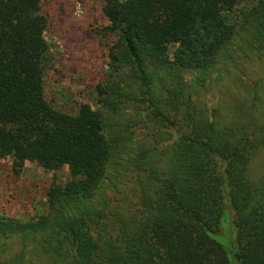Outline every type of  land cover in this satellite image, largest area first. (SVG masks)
<instances>
[{
    "label": "trees",
    "instance_id": "trees-1",
    "mask_svg": "<svg viewBox=\"0 0 264 264\" xmlns=\"http://www.w3.org/2000/svg\"><path fill=\"white\" fill-rule=\"evenodd\" d=\"M233 4L104 0L111 44L96 110L69 115L44 98L42 0H0V159L71 174L47 188L41 216L0 214V264H231L215 239L228 227L234 262L264 264V177L250 176L264 118L242 104L222 120L200 101L233 39L264 64V0L229 24ZM141 127L148 146L136 140ZM117 168L133 179L135 201H118L129 218L94 204Z\"/></svg>",
    "mask_w": 264,
    "mask_h": 264
},
{
    "label": "rangeland",
    "instance_id": "rangeland-1",
    "mask_svg": "<svg viewBox=\"0 0 264 264\" xmlns=\"http://www.w3.org/2000/svg\"><path fill=\"white\" fill-rule=\"evenodd\" d=\"M103 2L42 0L41 12L48 21L44 38L51 58L50 68L44 75V98L59 112L75 115L82 105L96 110L95 88L107 72V55L111 44L110 38L103 32L107 25L102 14ZM233 2L231 12L224 13L229 24H234L236 16L250 9L257 0ZM240 46V40L233 39L218 57L210 79L201 92L200 101L222 120L234 114L235 105L242 104L257 108L256 116L263 119L264 64L253 58L244 59L239 52ZM173 50L174 47H171L170 52ZM186 80L191 81V78ZM136 140L138 144H147L142 127L137 132ZM250 176L253 181L264 177V154L253 161ZM70 177L69 166L46 171L39 162H26L19 166L11 157L0 159V214L8 217L41 216L47 207V188L51 184H64ZM132 183V176L126 168L110 170V178L102 184L94 204L108 201L112 209L118 207L122 210L119 211L122 217H132L133 209L126 212L118 202L120 199L124 202L135 201L131 192ZM228 219L224 214L223 227H226ZM215 239L226 249L230 263L236 264L227 248L231 241L230 227Z\"/></svg>",
    "mask_w": 264,
    "mask_h": 264
}]
</instances>
